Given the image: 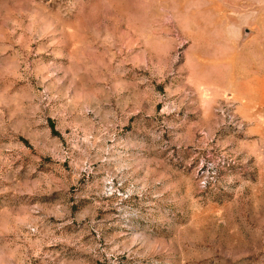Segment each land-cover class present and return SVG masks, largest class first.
<instances>
[{
	"label": "rangeland",
	"instance_id": "rangeland-1",
	"mask_svg": "<svg viewBox=\"0 0 264 264\" xmlns=\"http://www.w3.org/2000/svg\"><path fill=\"white\" fill-rule=\"evenodd\" d=\"M0 264H264V0H0Z\"/></svg>",
	"mask_w": 264,
	"mask_h": 264
}]
</instances>
